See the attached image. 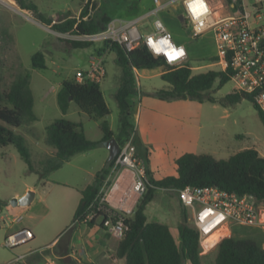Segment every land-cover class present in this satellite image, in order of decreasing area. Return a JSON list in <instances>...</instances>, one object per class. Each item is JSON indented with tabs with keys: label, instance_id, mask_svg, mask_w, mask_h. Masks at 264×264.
Here are the masks:
<instances>
[{
	"label": "rangeland",
	"instance_id": "374dc122",
	"mask_svg": "<svg viewBox=\"0 0 264 264\" xmlns=\"http://www.w3.org/2000/svg\"><path fill=\"white\" fill-rule=\"evenodd\" d=\"M29 1L36 4L40 13L53 23L68 18H79L87 4L91 17L105 14L112 20L143 18L154 6L152 0H139L141 12L135 17H127V11L138 0ZM208 1L214 9H220L221 4H226V0ZM181 11L180 4L176 3L160 11L157 18L162 21L173 41L186 48L187 63L192 67V73L197 75L211 70L221 71V67L211 61L216 57L213 34L207 32L198 38H192L190 28L180 19ZM155 18L149 17L142 22L144 33L153 31ZM72 41L75 40L71 35L59 34L36 20L32 12L22 11L15 0H0V92L8 91L17 75L25 72L30 74L33 112L37 121L19 128L17 133L24 138L33 165L39 172L42 171L41 162L53 155V149L45 143V129L56 119L64 118L81 124L86 138L93 142L102 141L103 133L99 125L105 120L113 132L114 139L119 138L120 112L114 94L119 87L120 69L115 62V54L107 55L106 76L99 84L110 114L102 120L93 119L81 112L73 102L69 105L67 116L63 117L60 112L56 90H59L62 82L74 80L78 70L87 69L91 56L101 55V52H96L97 48H105L101 42L79 48L75 47ZM36 52L44 53L48 69L32 68L31 58ZM160 71L161 68H155L137 73V92L128 98L134 108L139 99L149 94V91L168 88L158 74ZM233 90L232 81L220 89L215 84L212 96L220 100ZM201 105L199 118L202 126L196 153L226 160L242 150L251 148L264 158V128L250 101L242 99L235 105L225 107L220 103L205 102ZM134 108L131 109L132 116L128 122L132 127L133 137L140 145L141 153L144 154L147 150L150 154V169L156 178L175 175L176 164L170 161L168 155L161 154L162 145L158 144L168 140V134L159 131V128L156 131L151 129L147 139L155 144L141 142V133H138L134 123ZM107 150L102 144L87 152V156L77 154L61 168L47 174L45 179L39 180L38 174L28 172L26 163L13 146H0V207L4 208L0 213V217H4V220L0 219V264H95L97 256L106 254V258L109 257L105 248V234L100 226L101 219H95L94 228H89L86 223L75 224L73 221L80 201V192L93 183L94 174L102 168V164H106L109 157ZM174 154L176 156L180 151L173 152L172 156ZM115 177L116 172L110 170L106 179L108 186ZM14 200L17 201L16 206L11 204ZM261 203L264 207V202ZM145 213L149 221L166 225L177 242L178 226L184 221V214L187 225H193L191 211L181 205L176 191L158 189ZM13 219L17 220L12 222ZM23 226L31 230L34 239L13 249L6 248L4 239L9 234L10 227L17 231ZM232 232L234 238L255 240L256 244L264 249V231L261 228L236 226ZM86 239L95 244L96 250L87 256H80V249ZM73 250L78 253L74 255L81 258L80 262L67 256L73 253ZM216 251L217 247L205 254L212 253L207 257L210 264H214ZM67 257L69 260H66ZM117 262L123 264L121 260ZM183 264L191 263L183 260Z\"/></svg>",
	"mask_w": 264,
	"mask_h": 264
},
{
	"label": "trees",
	"instance_id": "16d2710c",
	"mask_svg": "<svg viewBox=\"0 0 264 264\" xmlns=\"http://www.w3.org/2000/svg\"><path fill=\"white\" fill-rule=\"evenodd\" d=\"M15 1L22 11L32 12L36 20L63 35L95 34L105 30L112 21L105 14L91 17L87 4L79 18H68L53 23L40 13L33 2ZM140 12L138 0L130 7L126 16L135 17ZM72 43L79 48H86L92 44L79 41ZM103 45L115 53V62L120 69L119 88L114 94L120 112V132L116 140L119 146L133 137L132 127L128 122L132 116V106L128 98L137 92L135 70L162 69L161 79L168 88L150 94L162 101L189 100L199 103H220L225 107L247 99L256 109L264 128V115L254 105L251 97L235 90L220 100L212 96L215 84L220 89L231 81L228 71L211 70L194 75L188 63L182 67L169 66L161 57L153 55L142 45L131 51L118 44ZM216 60V57L211 59L213 62ZM31 66L38 70L48 69L44 53L36 52L31 58ZM71 102L93 119L102 120L110 114L100 85L94 82L86 81L82 84L75 80L62 82L57 93V104L63 114H66ZM33 105L30 74L28 72L19 74L10 84L8 91L0 92V146H13L26 163L28 172L38 174L39 180L61 168L71 157L95 149L114 138L105 120L99 125L103 133L102 141L93 142L86 138L80 124L64 118L56 119L45 129V143L53 149V155L41 162L42 171L39 172L33 165L24 138L17 133L19 128L37 121ZM133 143L138 157L146 168V191L139 199L133 214L124 220L127 226L124 237L119 240L107 234L106 250L109 257L101 254L95 258V264H117L115 260H121L123 264H183V260H188L191 264H202L199 234L195 228L187 225L185 214L184 221L178 226L179 242L166 225L148 220L145 214L146 207L158 189L177 191L185 187L213 186L238 195H251L264 202V158L255 149L242 150L226 160H217L210 155L186 153L175 160L176 175L157 180L148 168V151L145 150L142 154L140 145L134 137ZM113 165L114 160L108 161L106 166L96 173L93 183L81 191V198L73 217L75 224L83 223L86 215L93 211L97 214L96 218L101 219L100 226L104 229L103 220L108 217L105 211L107 205L103 203L99 206L98 196ZM95 219L85 223L94 226ZM214 264H264V249L252 240L232 236L218 244Z\"/></svg>",
	"mask_w": 264,
	"mask_h": 264
},
{
	"label": "built area",
	"instance_id": "2783aa9c",
	"mask_svg": "<svg viewBox=\"0 0 264 264\" xmlns=\"http://www.w3.org/2000/svg\"><path fill=\"white\" fill-rule=\"evenodd\" d=\"M152 3L153 8L143 18L115 19L101 32L71 36L79 42L118 44L127 51L142 45L153 55L155 54L147 38L152 37L153 43H157L159 39L170 36L172 45L177 51L182 48L183 55L171 62L164 54L155 56L161 57L169 66L182 67L188 61L186 48L173 41L162 21L157 18L160 11L178 3L182 9L181 20L190 28L191 37L198 38L207 32L213 34L217 58L215 63L221 67V71L229 72L234 90L251 97L254 105L264 115V0H226V4H221L220 9H214L208 0H203L206 10L195 21L185 0H152ZM149 17H156L153 31L144 33L142 22ZM157 22L162 27H157ZM105 76L103 58L94 55L89 58L87 69L76 72L74 80L79 84L86 81L100 84ZM111 170L116 172V177L109 186L106 180L101 188L99 206L103 203L107 205L105 211L108 217L103 220L104 229L111 237L121 240L127 231L125 218L133 214L146 191V168L137 155L133 137L119 146ZM122 178H126L124 186L114 190ZM176 192L181 205L191 211L192 227L199 234L201 255L215 249L223 239L231 238L236 226L261 228L264 231L263 204L251 195H238L213 186L185 187ZM112 193L113 201L109 200ZM100 209L101 207L98 208ZM96 217L97 214L90 211L84 222ZM215 233L220 237L214 248L210 249L204 242ZM33 239L31 230L21 228L5 237L4 246L13 249Z\"/></svg>",
	"mask_w": 264,
	"mask_h": 264
},
{
	"label": "crops",
	"instance_id": "0c3cea01",
	"mask_svg": "<svg viewBox=\"0 0 264 264\" xmlns=\"http://www.w3.org/2000/svg\"><path fill=\"white\" fill-rule=\"evenodd\" d=\"M97 50H98V51H96L97 53L101 52L100 56L104 60V65H105V59H106L107 55L115 54L114 52L109 51L107 48H103V46L97 48ZM115 57H116V55H115ZM152 70H154V69H152ZM139 71H146V70H135L134 71L135 77ZM158 74H160V77H161L162 71H160ZM119 83H120V79H119ZM58 91L59 90H56V96H57ZM153 92L154 91H149L148 93L151 94ZM149 94H147L145 97H141L135 108H134V104L130 103L131 106L134 108V123L137 125L138 133H141V134H139L140 135L139 140L141 142H144V143L155 144L154 142H151L147 138H148V135L150 133L149 131L151 129H154L156 131V129L159 128L158 129L159 131H162L163 133L168 134L167 135L168 140H166V141L164 140V142L158 143V144L162 145V150H160V152L162 155H165V156L168 155L170 157V161L172 163L175 164V160L178 159L179 157H181L182 155L186 154V153H192L195 155H204V154H199V153L195 152V151H197V149H199L198 148L199 134H200L201 126H202L200 123L199 115L201 113V106H202L201 104L202 103H199L196 101H188V100L167 102V101L159 100V99H157V98H155ZM68 110H69V108H68ZM61 114L63 117H65V116H67L68 111L66 112V114H63L62 112H61ZM104 145L106 146V144H104ZM184 149H187V150H184ZM89 151H87V152H89ZM178 151H180V154H177L176 156L174 154L172 156L173 152L176 153ZM87 152L80 153V154H82L83 156H87L86 155V154H88ZM52 153H53V151H52ZM108 154H109V152H108ZM148 155H150L149 152H148ZM67 162H65V163H67ZM107 162H108V159L106 160L105 163H107ZM105 166H106V164H102V168L99 171H101ZM148 168H149L150 172L153 174V177L155 179H157V180L161 179V178L155 177V174L150 169V163L148 164ZM99 171H97L96 173H98ZM96 173L94 174V177H95ZM175 175H176V173H175ZM94 177H93V179H94ZM124 179H126V178H122V180H124ZM121 185H123L122 182H121ZM83 190H81V191H83ZM80 198H81V192H80ZM6 208H8V207H6ZM3 210H4V208L0 207V213H2ZM0 219L4 220V217L1 216ZM12 222H15V219H13ZM80 224H85V222L80 223ZM85 225H87V224H85ZM95 226H96V220H95V225L89 226V228H94ZM23 228H28V227L23 226ZM13 231H14L13 228L10 227L9 234L12 233ZM103 231H104L105 238H106L108 233L106 232L105 229H103ZM248 240H252V239H248ZM252 241L255 242V240H252ZM54 242H55V240L52 242V244ZM84 242L85 243H84V245H82V248L80 249V252H79L80 256H87L91 252L96 250V246L92 241L86 239ZM106 242H107V238L105 240V248H106ZM74 254H78V253L73 250V253H70L67 256L73 257V258H75V260L77 262H80L81 258H77ZM211 254L212 253H210L209 255H205V254L202 255V258H201L202 264H210L211 263L207 258ZM68 258L69 257H67V259ZM82 258H84V257H82ZM115 261L117 262V260H115ZM117 264H118V262H117Z\"/></svg>",
	"mask_w": 264,
	"mask_h": 264
},
{
	"label": "clouds",
	"instance_id": "9594fccd",
	"mask_svg": "<svg viewBox=\"0 0 264 264\" xmlns=\"http://www.w3.org/2000/svg\"><path fill=\"white\" fill-rule=\"evenodd\" d=\"M186 6L189 9L194 21L205 12L206 6L203 3V0H185ZM157 27H162V25L157 22ZM198 31V28H194ZM149 46L153 49L155 55L164 54L166 59L171 62L176 59L178 56L183 55V49L179 51L175 49V46L171 43L170 36L163 37L159 39L157 43H153L152 37L147 38Z\"/></svg>",
	"mask_w": 264,
	"mask_h": 264
},
{
	"label": "water",
	"instance_id": "95a60500",
	"mask_svg": "<svg viewBox=\"0 0 264 264\" xmlns=\"http://www.w3.org/2000/svg\"><path fill=\"white\" fill-rule=\"evenodd\" d=\"M180 19H181V17H180ZM106 147H107L108 152H109L108 161L114 160V158L116 157V155L118 154V151H119L118 143L116 142V140L114 138H112L106 143ZM11 204L13 206H16L17 205V201L14 200V201H12ZM66 260H68V259H66Z\"/></svg>",
	"mask_w": 264,
	"mask_h": 264
},
{
	"label": "bare ground",
	"instance_id": "6f19581e",
	"mask_svg": "<svg viewBox=\"0 0 264 264\" xmlns=\"http://www.w3.org/2000/svg\"><path fill=\"white\" fill-rule=\"evenodd\" d=\"M120 182H122L123 185H121V184L117 185V186L114 188V190H116V189L121 188L122 186H124V182H126V181H125V179H124V180L121 179ZM113 199H114V197H113V193H112V194L109 196V200L113 201ZM219 237H220V236H219L217 233H215V234H213L212 236H210V237L204 242V244H208V245H209L208 247H210V249H213L214 246L216 245L217 240H218ZM207 251H210V250H207Z\"/></svg>",
	"mask_w": 264,
	"mask_h": 264
}]
</instances>
